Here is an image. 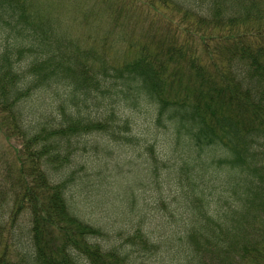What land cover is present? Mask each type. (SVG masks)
Masks as SVG:
<instances>
[{
  "label": "trees",
  "instance_id": "16d2710c",
  "mask_svg": "<svg viewBox=\"0 0 264 264\" xmlns=\"http://www.w3.org/2000/svg\"><path fill=\"white\" fill-rule=\"evenodd\" d=\"M0 128V264H264V0H0Z\"/></svg>",
  "mask_w": 264,
  "mask_h": 264
},
{
  "label": "rangeland",
  "instance_id": "374dc122",
  "mask_svg": "<svg viewBox=\"0 0 264 264\" xmlns=\"http://www.w3.org/2000/svg\"><path fill=\"white\" fill-rule=\"evenodd\" d=\"M84 35L87 36V39L84 38L81 34L78 35V28L74 29V35L78 37V39H84V43H86L90 37H92V41L96 40L98 37V31L84 29ZM112 39H116L115 33L112 35ZM126 44L122 42L120 46L121 49H124ZM21 140L15 139L14 137L7 136L5 132L1 131L0 128V257L6 252V249H9V252L12 253L13 258L15 259L18 253L16 252L17 247L14 246L15 243H18L19 238L21 237L23 243L27 242V233L26 229L30 226L29 224V212L22 214L18 220H12V208L14 203V196L11 192V186L13 185L11 182L13 181V168L16 163V153L19 148H21ZM87 151L82 154V160L78 163V151H76L75 161L70 164V167L76 172L74 176V182L71 184L70 188V196L73 198V201L76 202L78 207V177L85 176L88 174V168L91 165H85ZM115 154H120L121 158H127L126 170L127 173L130 174L131 170L136 168V165H141L143 162L144 156L139 157V152L137 150H133V146L129 147L128 150H119V148H115ZM109 162L112 163V158L108 159ZM144 166V165H143ZM151 189V188H147ZM151 194L147 192L146 198H148ZM104 213L102 209L94 210L92 216L95 219L94 221L99 222V224H105L108 221L110 224H114V229L123 230L128 227L126 223L116 222L114 219H110V215L107 218H104L99 221ZM88 217V216H87ZM114 220V222H113ZM114 233V232H113ZM115 235V234H114ZM116 236V235H115ZM117 238V237H116Z\"/></svg>",
  "mask_w": 264,
  "mask_h": 264
}]
</instances>
